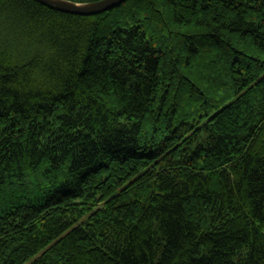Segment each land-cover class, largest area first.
Masks as SVG:
<instances>
[{
	"label": "trees",
	"instance_id": "obj_1",
	"mask_svg": "<svg viewBox=\"0 0 264 264\" xmlns=\"http://www.w3.org/2000/svg\"><path fill=\"white\" fill-rule=\"evenodd\" d=\"M0 264H264V0H0Z\"/></svg>",
	"mask_w": 264,
	"mask_h": 264
},
{
	"label": "water",
	"instance_id": "obj_2",
	"mask_svg": "<svg viewBox=\"0 0 264 264\" xmlns=\"http://www.w3.org/2000/svg\"><path fill=\"white\" fill-rule=\"evenodd\" d=\"M50 8L79 15H91L104 11L124 0H94V1H75V0H36Z\"/></svg>",
	"mask_w": 264,
	"mask_h": 264
},
{
	"label": "rangeland",
	"instance_id": "obj_3",
	"mask_svg": "<svg viewBox=\"0 0 264 264\" xmlns=\"http://www.w3.org/2000/svg\"><path fill=\"white\" fill-rule=\"evenodd\" d=\"M75 1H82V2H86V1H94V0H75Z\"/></svg>",
	"mask_w": 264,
	"mask_h": 264
}]
</instances>
